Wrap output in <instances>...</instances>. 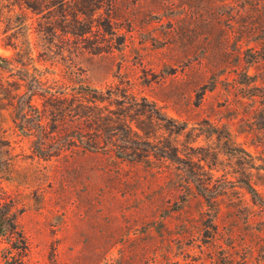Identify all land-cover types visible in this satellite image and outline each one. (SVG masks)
Masks as SVG:
<instances>
[{
	"label": "rangeland",
	"instance_id": "374dc122",
	"mask_svg": "<svg viewBox=\"0 0 264 264\" xmlns=\"http://www.w3.org/2000/svg\"><path fill=\"white\" fill-rule=\"evenodd\" d=\"M114 1L121 45L94 32L78 42L73 82L127 87L187 129L203 120L218 127L219 137L196 142L218 153L216 207L174 162L82 148L38 157L5 110L0 135L12 158L0 176V215H13L24 243L1 235L0 264H264V215L241 188L264 183L256 169H264V0ZM29 16L34 65L64 76L65 65L40 59ZM2 27L0 55L12 57Z\"/></svg>",
	"mask_w": 264,
	"mask_h": 264
},
{
	"label": "trees",
	"instance_id": "16d2710c",
	"mask_svg": "<svg viewBox=\"0 0 264 264\" xmlns=\"http://www.w3.org/2000/svg\"><path fill=\"white\" fill-rule=\"evenodd\" d=\"M114 2L0 0L5 44L13 49L12 57L0 55V125L5 117L3 111L9 110L12 129L30 142L34 155L42 158L82 148L109 149L118 158L129 161L154 158L174 162L180 179L193 184L208 209L214 207L221 190L213 174V160L218 159V153L196 142L200 137H219L218 127L203 120L187 129L185 121L167 114L154 100L127 87L101 89L73 82L71 56L78 42L88 40L94 32L115 39L112 48L121 45L122 36L112 23ZM30 14L36 16L34 29L40 59L65 65L64 76L58 77L49 67L41 69L34 65L28 52ZM258 42L261 47L262 39ZM99 44L96 42V52L102 50ZM241 151L247 152L242 148ZM11 158L10 140L0 135V176L9 169ZM256 169L264 177V169L259 165ZM243 182L241 188L264 215V196L260 191L264 183H252L249 179ZM214 217L215 213L209 217V226L216 230ZM1 235L24 243V236L9 213L0 215ZM207 236L208 240H216L215 231Z\"/></svg>",
	"mask_w": 264,
	"mask_h": 264
}]
</instances>
